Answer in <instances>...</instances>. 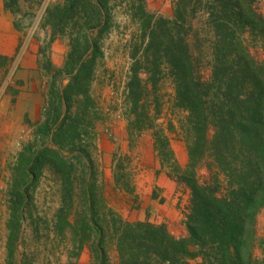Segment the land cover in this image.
Listing matches in <instances>:
<instances>
[{
	"label": "trees",
	"instance_id": "16d2710c",
	"mask_svg": "<svg viewBox=\"0 0 264 264\" xmlns=\"http://www.w3.org/2000/svg\"><path fill=\"white\" fill-rule=\"evenodd\" d=\"M19 1L3 0L4 8L15 14ZM131 1H137L133 18L139 20L142 45L132 53L140 55L126 84L133 126L153 127V117L159 113L156 88L165 72L174 87L173 106L186 113L181 129L188 163L176 173V180L190 190L186 237L175 238L164 225L125 221L95 206L96 167L85 139L94 108L90 83L103 57L100 42L111 28L109 0H63L45 13L51 39L67 35L69 51L61 67L51 63L43 67L51 74V85L45 121L38 131L59 149H64L66 140L68 159L79 164L69 163L47 143L36 151L30 144L23 146L18 161L28 159L23 172L28 184L11 195L10 221L31 202L29 188L36 185L37 166L40 172L50 164L69 184L82 183L86 209L79 229L84 239H90L96 264H108L109 243L119 264H190L196 259L200 261L195 264H264V249L257 260L250 245L254 219L264 207V60H254L247 44H258L264 53V18L256 12V0H176L172 20L154 19L144 11L143 0ZM198 11L206 15L210 34L209 59L204 63L210 70L207 78L185 39ZM139 71L147 74L155 93L154 116L141 102L147 87ZM161 134H154L155 150L164 162L171 152ZM201 166L209 171L203 183L196 177Z\"/></svg>",
	"mask_w": 264,
	"mask_h": 264
},
{
	"label": "rangeland",
	"instance_id": "374dc122",
	"mask_svg": "<svg viewBox=\"0 0 264 264\" xmlns=\"http://www.w3.org/2000/svg\"><path fill=\"white\" fill-rule=\"evenodd\" d=\"M62 3L63 0H20L13 14L0 0V45L5 52H10L0 54V264H96L90 239H84L79 229V220L85 217L86 209L82 183L78 180L69 184L65 175L57 173L50 164L40 172L37 166L36 185L29 188L31 202L18 209L16 219L10 221L11 195L28 184V179L23 178L28 159L18 161L23 146L30 144L36 151L47 143L48 148L59 150L72 163L68 159L71 153L66 140L62 143L64 149H59L38 131L45 121L51 85V74L43 67L47 63L61 67L69 51L68 36L57 35L51 39L50 26L44 20L48 8ZM142 5L154 19L172 20L176 0H143ZM134 6L137 1L109 0L111 28L100 42L103 57L96 63L89 88L94 108L92 128L85 140L96 167L95 206L101 212L106 211L105 207L128 222L141 217L157 222L164 211L173 208L160 225L179 238L185 229V211L190 199V190L176 180L177 171H183L188 163L181 129L186 113L173 106L174 87L165 72L156 88L159 113L153 117V127L144 125L136 130L133 126L134 114L127 103L126 84L140 55L136 53V58L132 53L142 46L139 20L133 18ZM199 12L189 22L185 39L190 52L202 64V75L207 78L210 70L204 63L209 59L210 34L204 24L206 15ZM256 12L264 18V0H256ZM9 25L14 38L7 32ZM247 44L254 60L263 61L260 46ZM138 74L147 87L146 100L141 102H145L149 115L154 116L155 93L147 82V74L144 71ZM19 107L23 115L17 118ZM157 132L167 138L171 152V158L164 162L155 150ZM196 177L203 183L209 178V171L201 166ZM250 242L253 258L261 260L264 207L254 219ZM106 250L108 264H119L115 247L109 243ZM195 263L196 260L190 261Z\"/></svg>",
	"mask_w": 264,
	"mask_h": 264
},
{
	"label": "crops",
	"instance_id": "0c3cea01",
	"mask_svg": "<svg viewBox=\"0 0 264 264\" xmlns=\"http://www.w3.org/2000/svg\"><path fill=\"white\" fill-rule=\"evenodd\" d=\"M2 13L5 15V16H7V17H9V14H8V12L6 11V12H3V10H2ZM6 18V17H5ZM7 32L9 33V34H12L11 36H12V38H14V36H15V33H14V31H13V28H12V26L11 25H9L8 27H7ZM0 54H2V55H9L10 54V52H5L4 50H3V48L1 47V45H0ZM19 112H21V113H19ZM18 114L20 115V116H18L17 118H19V117H21V115H23V112H22V109L19 107V110H18ZM22 129H23V127H21ZM170 181H169V185H170ZM187 208H188V205L186 206V213L188 212L187 211ZM173 209V208H172ZM172 209L170 210V211H168V210H166V211H164V213L162 214V216L159 218V220L157 221V222H151L150 220H145V217H141V218H138L137 219V221H148V222H151V223H156V224H158V225H160V224H162V223H165V218H167V217H169V215H170V213H171V211H172ZM186 213H185V216H186ZM185 220V219H184ZM182 228V227H181ZM184 233V234H183ZM186 230L184 229V230H182V232H181V237H179V238H184V237H186ZM200 260L199 259H196V262H199Z\"/></svg>",
	"mask_w": 264,
	"mask_h": 264
}]
</instances>
